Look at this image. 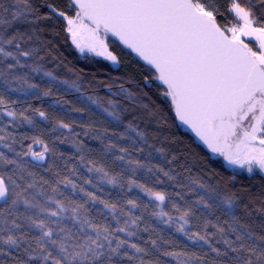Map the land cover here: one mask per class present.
Returning a JSON list of instances; mask_svg holds the SVG:
<instances>
[{"label": "snow or ice", "instance_id": "6c2138e0", "mask_svg": "<svg viewBox=\"0 0 264 264\" xmlns=\"http://www.w3.org/2000/svg\"><path fill=\"white\" fill-rule=\"evenodd\" d=\"M68 5L73 15L53 2L40 13L34 0H0V81L6 86L0 89V264H264V192L229 187L235 173L225 182L185 176L152 163L154 153L167 163L176 157L169 160L138 126L128 123L124 131H110L88 125L84 135L100 141V155L107 160L89 158L94 150L75 141L80 165L98 174L101 184L135 188L148 197L147 203L139 197L112 201L77 183L76 166L65 162L70 175L57 170L55 140L64 142L61 130L73 133L70 123L57 120L51 130L59 136L50 142L39 135L18 139L7 131L24 123L38 127L37 116L48 120L41 109L14 107L8 92L50 96L55 84L68 83L35 62L40 49L28 44L35 34L19 26L62 21L81 55L118 66L110 38L134 53L163 86L180 124L212 155L249 175L264 173V0L244 5L229 0L226 11L233 23L218 0H68ZM25 68L47 77L48 86L17 71ZM120 91L133 96L123 85ZM109 104L111 111L97 106L119 127L121 114L114 102ZM24 139L31 142L25 145ZM145 147L151 149L145 158L133 155ZM108 162H119L121 173L109 171ZM39 168L51 176L38 175L33 169ZM138 172L154 178L152 185L140 182ZM165 183L180 190L156 187ZM84 184L97 188L94 179ZM146 217L174 228L196 248L177 250V242ZM142 232L149 233L143 244Z\"/></svg>", "mask_w": 264, "mask_h": 264}, {"label": "trees", "instance_id": "16d2710c", "mask_svg": "<svg viewBox=\"0 0 264 264\" xmlns=\"http://www.w3.org/2000/svg\"><path fill=\"white\" fill-rule=\"evenodd\" d=\"M49 2L56 3L62 10L68 11L69 9L68 0H34V3L39 6L40 13L47 12L46 4ZM228 2L229 0H218L219 6L225 12V19L229 23L232 19L226 11ZM240 2L244 5L249 3V0H240ZM252 2H255V0H252ZM68 14L73 15L74 13L68 11ZM19 27L25 32L30 34L34 32L35 34L36 39L28 41V44H31L32 47L40 49L39 57L35 58V62L39 63L45 71L53 72L59 80H66L68 83L55 84L50 96L41 95L37 97L32 92L27 95L21 92H8V98L16 102L14 107L17 109H41L48 114V120H41L37 116L35 117V123L38 127H32L24 123L18 127L8 128L7 131L12 132L18 139L39 135L45 142H50L59 136V132L51 130L57 120L70 123L73 127V133L68 134L67 130H61L65 132V136L61 137L64 142L60 143L59 140H55L57 148L55 166L57 170L61 171V175H70L69 168L64 166L66 162L69 167L73 165L77 167L81 174L77 183L85 187L87 191L96 192L102 198L112 201L139 197L147 203L148 197L138 189L134 188L129 192L126 187L120 189L99 183L98 174L90 173L80 165V153L72 146L75 141H82L89 149L94 150L89 153V158L98 159L101 163H105L107 157L100 155L103 145L99 140L92 139L91 135H84L87 126L93 125L99 129L107 128L110 131H124V125L128 123H132L138 126L141 131L146 132L150 144L163 147L169 160L172 156L176 157L171 163H167L161 160L159 154L154 153L153 164L170 169L174 168L176 172L183 173L185 176L193 178L202 176L205 180L220 182L227 181L234 174L221 162L212 158L211 153L179 124L170 101L163 96V89L158 82L153 81L149 69L140 64L123 48L118 46L113 49L114 54L120 60L119 66L113 67L101 58L80 56L69 42L62 21L39 20L34 25L25 24ZM28 44L23 46L27 47ZM32 62V60H29V63ZM17 71L21 74H27L33 83L42 87L49 84L47 77L42 74L36 75L27 68L17 69ZM73 83H75V87H72ZM121 85L133 94L131 99L120 91ZM4 88L6 86L0 81V89ZM77 88H79V91L76 90ZM87 97H92L97 103H92ZM109 101L115 103L116 110L121 114L123 124L119 127L116 126L107 113L102 111L101 107L97 106L98 104L102 105L111 111L112 107ZM144 105H147V107H144ZM76 109L80 111H76ZM75 133H80V135L77 136ZM30 142L28 139L23 140L25 145ZM120 143L126 145L129 141H120ZM15 147L19 150V144ZM3 150L7 151L6 149ZM148 151H151V149L145 147L144 153H133V155L143 159L147 156ZM60 153H63V156ZM45 163H49V161ZM118 165L119 162L105 164L109 171L114 174L121 173V167ZM33 170L38 175L51 176V173L45 172L43 168ZM123 174L125 177L129 175L127 172ZM235 174V180L232 181V184H229V187L234 185V190L264 192L263 175L256 173L254 176L249 177L245 172ZM136 178L149 186L152 185L154 179L150 178L148 174L140 172L137 173ZM73 179L76 178L73 177ZM85 179H94L99 191L91 185L84 184ZM156 187L167 191L180 190L173 189L167 183L158 184ZM96 209H102V206L97 204ZM238 215H243L242 211ZM224 218L221 216V219ZM146 221L157 228L166 239L175 240L180 246L177 250H183L185 245L188 250L196 248V245L191 244L184 236L176 233L174 228H168L151 217H146ZM140 235L144 239L139 242L143 244L148 239L149 233L142 232ZM219 247H223V245H219ZM164 259L170 261V258L165 257ZM170 264H174V262L170 261Z\"/></svg>", "mask_w": 264, "mask_h": 264}, {"label": "rangeland", "instance_id": "374dc122", "mask_svg": "<svg viewBox=\"0 0 264 264\" xmlns=\"http://www.w3.org/2000/svg\"><path fill=\"white\" fill-rule=\"evenodd\" d=\"M229 23H233V21L231 20ZM68 39H69V42L71 43V40H70V38L68 37ZM253 47H255V41L254 40H249L248 38H245ZM71 45L73 46V48L76 50V52L80 55V56H88V57H93V58H101V59H103L102 57H95V56H93V55H91V54H87V55H81L80 53H79V51L75 48V46L71 43ZM119 45L116 43V42H111V38H110V44H109V47L113 50L115 47H118ZM103 60H105V59H103ZM105 61H107V62H109L113 67H118V66H114L110 61H108V60H105ZM163 89V88H162ZM211 157L212 158H214L215 160H218L219 162H221L225 167H227L231 172H234V173H239V172H243V171H241V170H239V169H234V168H232V167H230L227 163H226V161H224V159L222 158V157H219V156H214V155H212L211 154ZM246 173V172H245ZM261 174V175H263L264 176V173H260L259 171H257V172H254L252 175H249L248 173H246L249 177H252V176H254L255 174Z\"/></svg>", "mask_w": 264, "mask_h": 264}, {"label": "water", "instance_id": "95a60500", "mask_svg": "<svg viewBox=\"0 0 264 264\" xmlns=\"http://www.w3.org/2000/svg\"><path fill=\"white\" fill-rule=\"evenodd\" d=\"M121 48H123L125 51H127L128 53H130V51L128 50V49H126V48H124L122 45H120L118 42H116ZM140 64H142L143 66H145V67H147L144 63H143V61H141V60H139V58L138 57H136L135 56V54L134 53H130ZM148 68V67H147ZM159 84V83H158ZM160 85V84H159ZM162 88H163V86L162 85H160ZM178 120V119H177ZM178 122H179V120H178ZM179 124H180V122H179ZM186 131H188L189 133H191L194 137H195V139H197V141L202 145V146H204L200 141H199V139L195 136V134L192 132V130L190 129V128H188L187 126H185V125H182V124H180ZM205 147V146H204ZM205 149H207L206 147H205Z\"/></svg>", "mask_w": 264, "mask_h": 264}]
</instances>
